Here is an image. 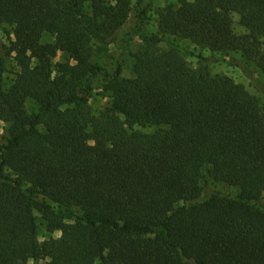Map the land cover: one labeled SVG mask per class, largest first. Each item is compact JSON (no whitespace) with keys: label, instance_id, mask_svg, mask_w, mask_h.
<instances>
[{"label":"trees","instance_id":"1","mask_svg":"<svg viewBox=\"0 0 264 264\" xmlns=\"http://www.w3.org/2000/svg\"><path fill=\"white\" fill-rule=\"evenodd\" d=\"M157 1L0 0V264H264L259 99L161 47L180 37L264 72V0H177L151 32ZM114 42L133 77L95 60ZM208 166L239 194L206 192ZM41 223L61 235L40 241Z\"/></svg>","mask_w":264,"mask_h":264},{"label":"rangeland","instance_id":"2","mask_svg":"<svg viewBox=\"0 0 264 264\" xmlns=\"http://www.w3.org/2000/svg\"><path fill=\"white\" fill-rule=\"evenodd\" d=\"M137 0H133L135 4ZM177 6V0H158L152 10V20L150 22V31L155 32L158 27V11H162L167 5ZM234 29L237 34H245V29L239 24V16H234ZM13 39L12 28L7 27L6 30H0V45H9ZM138 42L139 40L136 39ZM164 49L180 48L185 55L187 61L193 67H199L205 63L214 75H227L232 77L237 83L243 84L249 92L255 95L264 111V72L257 63L246 57L241 52H214L208 47L199 46L188 39L180 37L166 36L161 43ZM95 60L109 69L114 68L115 60L121 59L124 62L125 77H133V58L129 53L124 51L123 46L114 43H101L94 47ZM206 59V61H205ZM64 61V57L59 55L56 62ZM18 71L16 61L12 58L7 63L6 80L10 83ZM90 104L94 114L99 115L110 105L108 94L102 91H95L91 97ZM145 132H154L155 128H138ZM8 138V126L0 121V144L6 143ZM210 166L207 167L206 176L202 181V185L206 192H220L239 194L240 189L235 186H227L224 183L217 182L211 176ZM264 199V193L261 194ZM78 214L82 211L75 209ZM61 233H48L45 223H41L39 227V240L45 241L50 237H59Z\"/></svg>","mask_w":264,"mask_h":264}]
</instances>
